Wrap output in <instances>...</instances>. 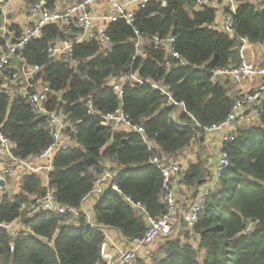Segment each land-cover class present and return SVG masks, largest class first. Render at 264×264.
<instances>
[{"label":"trees","instance_id":"1","mask_svg":"<svg viewBox=\"0 0 264 264\" xmlns=\"http://www.w3.org/2000/svg\"><path fill=\"white\" fill-rule=\"evenodd\" d=\"M44 1L50 10H57L64 0ZM197 1L166 0L165 6L151 1L131 23L122 19L107 24L108 43H76L70 61L51 57L48 50L57 42L76 41L79 32L73 26H48L40 39L29 42L11 60L0 79V132L13 144V155L34 160L51 144L49 119L36 115L21 97L9 96L27 87L24 79L9 81L21 65L40 68L33 84L50 88L46 110L75 122L78 133L74 146L54 156L48 183L43 173L30 172L20 176L15 190L0 195L1 264H100L106 241L103 228L115 229L128 241L146 233L145 217L135 213L126 197L144 205L152 219L166 212L161 200L163 177L151 159L174 158L204 143L206 129L224 122L233 106L231 83L214 80L211 72L239 66L244 41L264 45L263 0H234L238 7L232 35L216 29V8H197ZM22 36L23 27L14 22L4 35L0 13V57ZM139 36L146 57L137 55ZM156 37L173 38L172 47L184 65L168 50L157 48ZM129 74L141 82L125 87L119 98L111 81ZM163 90L185 106L169 104ZM118 108L144 129V136L103 125L102 116ZM221 146L231 167L206 196L192 228L176 216L183 232L157 243L151 264H264V109L258 125L238 130L233 143ZM109 162L117 166L121 193L107 189L92 207L91 220L98 227L93 232L82 206L98 179L114 172L107 167ZM213 177L212 169L199 159L182 170L179 183L194 201ZM49 190L58 203L78 215H33L35 199ZM5 224L19 225L16 238Z\"/></svg>","mask_w":264,"mask_h":264},{"label":"built area","instance_id":"2","mask_svg":"<svg viewBox=\"0 0 264 264\" xmlns=\"http://www.w3.org/2000/svg\"><path fill=\"white\" fill-rule=\"evenodd\" d=\"M13 1L0 0V13L3 18L4 35L12 22L9 19V14L17 12ZM16 1L27 9L23 36L15 44H8V51L2 53L0 57V79L4 77L11 60L14 57H19V54L29 42L40 39L44 28L48 26L63 28L73 26L79 32L76 41L57 42L51 45L48 50L51 57L70 61L76 43L78 44L88 40H98L103 44L108 43L109 39L106 35V25L110 22L124 19L128 23H131L137 13L146 8V5L151 1L161 3L163 6L166 5V0H78L73 5L64 9L50 10L44 0ZM101 1L109 6V11L96 17L93 14V9ZM206 6L214 7L218 11L216 29L232 35L234 33L233 14L238 7V3L234 0H221V2L219 0H198L196 3L197 8ZM224 8L228 9L227 13H225ZM173 42V38L164 40L158 37L155 38L157 48L168 50L172 59H176L184 65V62L172 47ZM245 43L246 41H244ZM141 45L142 40L139 36L135 45L137 55L146 57V53L142 51ZM18 68L19 70L11 76L9 81L16 84L20 79H24L27 87L21 88L16 95L10 92L9 96L13 98L21 97L22 100L32 105L36 115L45 116L49 119L51 126V144L38 157L34 158V160H21L13 155V144L0 132V195L9 189L10 181L19 174L23 175L30 172L40 173L43 171L44 181L48 183V173L52 168L54 156L60 151L74 146V136L78 133L75 122L67 119L62 114L46 110L45 103L48 100L50 88L47 85L35 87V84H33L40 68L26 65H21ZM211 75L214 80L228 81L231 85L236 86V88L232 94L233 106L226 120L221 124L207 128L206 132H221L224 134L223 143H233L238 130L249 126L252 122H259L261 118V112L264 109V66L243 61L239 66L216 69L211 72ZM257 80H260V82L254 84L249 89L240 87L242 84ZM136 82L140 83L141 81L135 75L129 74L122 80L112 79L111 86L117 96L122 98L125 87H133ZM156 88L159 87L156 86ZM164 93L168 96L169 104L174 106L179 105L182 108L185 106L184 103L178 104L173 101L170 94L166 93V91ZM91 113L95 114L93 112ZM102 118L104 120L103 125L111 127L113 131L124 130L144 136V129L138 125H134L121 108L102 116ZM148 146L150 150L153 148L149 143ZM151 164L161 171L163 177L161 200L166 206V212L161 217L152 219L146 213L144 205L135 202L130 197H126V203L134 209L135 213L145 217L147 222L146 233L142 238L132 241L124 239L125 248L114 250V253L109 251V244L105 241L101 246L100 264H138V259L142 251L151 247L159 239H168L173 235L175 218L178 215L183 217L188 228H192L199 220L206 196L217 189L218 181L224 172L231 167L229 155L221 147L212 181L200 189L197 198L193 202L183 206V203L177 197V190L180 185V174L183 170L181 164L175 160V157L163 161L159 156H153ZM107 189L121 193V189L118 186L117 172L109 171L104 173L98 179L93 193H96L102 199ZM46 212L57 215H78L77 210L58 203L51 190L47 191L42 197L36 198L32 206L33 215ZM89 226L93 232H97L98 227L90 217ZM3 227L15 238L18 236L19 228L15 227L14 224H5ZM251 229L252 225H250L244 234L248 235Z\"/></svg>","mask_w":264,"mask_h":264},{"label":"crops","instance_id":"3","mask_svg":"<svg viewBox=\"0 0 264 264\" xmlns=\"http://www.w3.org/2000/svg\"><path fill=\"white\" fill-rule=\"evenodd\" d=\"M77 1L78 0H64L62 2H59L57 4V7H58L57 10H61L70 5H73ZM13 5L14 7H16L17 16H16V19L12 21V23L14 22L18 24L19 26L24 27L27 9L25 7H22L19 4V2L16 0L13 1ZM108 9H109V6L105 2L101 1L99 2L98 5L94 7L93 14L96 17H98L104 12H108L109 11ZM241 51H242L243 61L254 63L259 66H264V45H253V44H249L248 42H246L243 45V48ZM258 82H260V80H257L254 82H247L245 84H242L240 87L249 89L253 87L254 84H257ZM235 88L236 86L232 85L231 95L233 94ZM258 123L259 122H252V124H249V126H252L255 124L258 125ZM223 137H224V134L221 132H206L205 140L202 145H193L188 150L178 154L175 157V160H177L184 169L194 163H197L198 160L200 159L201 161L205 162V164H207V166L210 167V169H212V171L214 172L216 163L218 160L219 152L222 147L221 145L223 143ZM107 167L109 169L114 168V172H117L118 170L117 166L113 164L112 162L107 163ZM40 173H43V171ZM20 176L22 175L19 174L12 179V183H10L9 190H11V188L15 190V188L19 185ZM180 189L184 190L181 194H180L181 191L179 192ZM177 197L181 203H191L193 201V199L191 200L190 191L185 189V187H182L181 185H179L178 187ZM99 200L100 198L96 195V193L95 194L93 193L91 196H89V198L85 200L82 206V211L87 213V215L90 218H92L91 209L96 204V202H98ZM175 222L177 223V224L175 223V228L178 227L177 228L178 231L177 229H175V231L179 233L183 232V230L179 226L180 225L179 221H175ZM15 227H19V225ZM102 231L104 232L106 236V241L109 244V251L111 253H114V250L125 248L126 246L124 243L125 240L118 231L112 228H103ZM149 248L141 252L139 259H138L139 260L138 262H140L141 264H151L152 263V254L155 250V246L151 250H149Z\"/></svg>","mask_w":264,"mask_h":264},{"label":"rangeland","instance_id":"4","mask_svg":"<svg viewBox=\"0 0 264 264\" xmlns=\"http://www.w3.org/2000/svg\"><path fill=\"white\" fill-rule=\"evenodd\" d=\"M16 16H17V14L16 13H13V14H9V19H10V21H14V19H16ZM11 183H12V180H11ZM183 206H186V205H183ZM178 228V227H177ZM177 228H175V229H177ZM177 231H178V229H177ZM177 234V232L174 230V233H173V235L171 236V237H173V236H175ZM163 243L164 242V240L163 239H159L157 242H155L150 248H149V250H151L157 243ZM151 254V253H150ZM149 254V255H150ZM139 261V260H138ZM0 264H1V261H0ZM138 264H141V263H139L138 262Z\"/></svg>","mask_w":264,"mask_h":264}]
</instances>
